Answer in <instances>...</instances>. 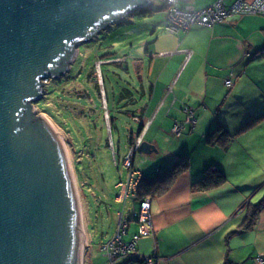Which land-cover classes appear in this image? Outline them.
<instances>
[{"label": "crops", "instance_id": "0c3cea01", "mask_svg": "<svg viewBox=\"0 0 264 264\" xmlns=\"http://www.w3.org/2000/svg\"><path fill=\"white\" fill-rule=\"evenodd\" d=\"M216 1L181 4L202 10ZM144 56L142 75L150 91L138 118L140 126L149 122L143 142L156 151L142 158L141 167L160 174L165 160L170 158V167L188 155L191 168L152 200L153 233L139 240V256H154L158 264H264V208L253 229L230 236L240 230L246 204L257 203L255 195L264 186V119L258 120L264 116V16H235L187 33H160ZM228 77L231 86L225 84ZM186 108L193 110L195 122L187 121ZM176 123L185 126L177 138L180 148L162 154L161 140L174 135ZM218 125L232 135L240 131L227 149L206 142ZM211 165L224 172L227 182L194 191V182ZM137 231L131 222L125 240Z\"/></svg>", "mask_w": 264, "mask_h": 264}, {"label": "water", "instance_id": "95a60500", "mask_svg": "<svg viewBox=\"0 0 264 264\" xmlns=\"http://www.w3.org/2000/svg\"><path fill=\"white\" fill-rule=\"evenodd\" d=\"M151 4L0 0V264L80 263L84 228L67 152L34 103L70 70L77 42ZM140 151L156 149L143 142Z\"/></svg>", "mask_w": 264, "mask_h": 264}, {"label": "rangeland", "instance_id": "374dc122", "mask_svg": "<svg viewBox=\"0 0 264 264\" xmlns=\"http://www.w3.org/2000/svg\"><path fill=\"white\" fill-rule=\"evenodd\" d=\"M153 8V11L142 10L129 15L122 23L112 24L91 41L77 42L78 54L73 62L71 60L70 70L56 81L49 79L42 101L34 103L36 115L48 119L67 152L86 236L82 264H108L100 246L116 233L119 215L123 213L126 219L130 218L133 209L131 200L124 205L115 199L119 182L127 181L129 169L123 163L124 158L130 155L131 143L138 138V117L149 101V83L142 75L143 61L146 63L144 50L160 33H165L167 9L159 2H155ZM179 136L174 134L161 140L162 154L179 150ZM111 142L118 153L119 164L115 163ZM149 156L141 151L136 155L135 170L142 173L143 178L158 174L149 172L147 166L141 167L142 158ZM185 156L188 155L182 157ZM169 159L164 161V169L169 166ZM262 177L259 174V180ZM138 192L141 198L140 190ZM256 197L259 200L254 204L264 199V186ZM131 253L133 255V251ZM129 256L127 254L126 258L132 260ZM145 257L139 256L138 261L145 264ZM126 258L120 260V264ZM155 263L158 264V260Z\"/></svg>", "mask_w": 264, "mask_h": 264}, {"label": "built area", "instance_id": "2783aa9c", "mask_svg": "<svg viewBox=\"0 0 264 264\" xmlns=\"http://www.w3.org/2000/svg\"><path fill=\"white\" fill-rule=\"evenodd\" d=\"M155 2H159L164 8L167 9V17L164 22V31L169 34L187 33L193 27L201 26H213L215 24L224 22L226 19L235 16H264V0H234L232 4L228 5L225 0H217L215 3L207 6L202 10H196L190 6H183L181 0H152L150 8L154 7ZM227 86L233 84L232 78L228 77L225 81ZM187 114V121L195 122V115L193 110L185 109ZM138 122H141L138 118ZM149 125V122L145 120L142 122L143 131L138 135L135 143H131V153L128 157L124 158V165L129 169L127 181H121L118 184V195L116 201L120 204H126L128 200L133 202V209L130 218H125L124 214L119 215L118 229L111 240L102 244L100 250L108 258V264H120V260L126 258L127 254L133 259L122 264H143L138 261L139 254L137 253V244L139 240L145 236H151L153 233V219L151 215L150 198H139L140 180L143 178V174L136 171L134 168V159L136 154L140 151V146L143 141V132ZM185 126L183 124L176 123L173 128L175 135H181ZM113 150V156L115 163L118 164L117 153L114 144H110ZM131 222H135L138 225V232L132 235V238L125 241V236L128 234L129 226ZM133 251V255L131 253ZM130 252V254H129ZM154 256H146L145 264H156ZM261 263V260L259 259Z\"/></svg>", "mask_w": 264, "mask_h": 264}, {"label": "trees", "instance_id": "16d2710c", "mask_svg": "<svg viewBox=\"0 0 264 264\" xmlns=\"http://www.w3.org/2000/svg\"><path fill=\"white\" fill-rule=\"evenodd\" d=\"M144 10L149 12V10L153 11L154 8L153 10L151 8ZM93 72L94 71H92V73L90 74V78L92 77ZM95 87L97 88V90H99V85L97 83L95 84ZM261 119H264V116L258 117V120ZM110 120L112 119L110 118ZM254 121L248 123L243 128V130L250 129V127L254 124ZM143 129L144 128L141 125L138 135L142 133ZM239 134L240 131L237 134L232 135L222 125H218L207 134L206 142L209 145L219 146L222 147L223 149H227ZM116 158H118V153ZM118 164H119V160H118ZM190 168H191L190 158L188 156H185L177 160L173 165L162 171L160 174H157L156 176H152V177L144 176L143 181L140 185V197L141 198L151 197L152 199H154L156 197H160L166 194L173 187L176 180L182 174L188 172ZM226 182H227V177L224 174V172L217 165H211L204 171L201 178L194 182L193 190L196 192L208 191L214 188H218L224 185ZM263 208H264V199L258 204H253L251 202L247 203L245 206V209L247 211V216L245 221L241 225L240 230L237 232H233L230 236L241 233L243 231H248L253 229L257 221V218L262 212ZM226 264H228V261L226 262Z\"/></svg>", "mask_w": 264, "mask_h": 264}, {"label": "bare ground", "instance_id": "6f19581e", "mask_svg": "<svg viewBox=\"0 0 264 264\" xmlns=\"http://www.w3.org/2000/svg\"><path fill=\"white\" fill-rule=\"evenodd\" d=\"M247 2H252V0H247ZM152 200L153 199H150V204H152ZM85 238H86L85 232H82V234H81V242H80V250H79V259H80V263L79 264H82L83 253H84V250L86 248V240H85Z\"/></svg>", "mask_w": 264, "mask_h": 264}]
</instances>
